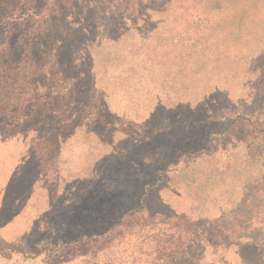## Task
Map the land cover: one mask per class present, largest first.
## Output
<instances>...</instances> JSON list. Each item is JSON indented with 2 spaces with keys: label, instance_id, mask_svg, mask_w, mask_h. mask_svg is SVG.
<instances>
[{
  "label": "rangeland",
  "instance_id": "rangeland-1",
  "mask_svg": "<svg viewBox=\"0 0 264 264\" xmlns=\"http://www.w3.org/2000/svg\"><path fill=\"white\" fill-rule=\"evenodd\" d=\"M97 1L108 9L112 4L125 9L127 23L121 30H93L90 42L75 54L70 51L81 37L74 42L71 33L67 47L50 48L38 65L23 64L18 58L14 70L9 64L0 68V109H4L0 110V151L4 148L0 180L6 181L12 157L18 162L19 174L11 181V190L17 194L13 196L19 201L0 213L6 212L8 218L16 214L19 233L39 244L26 248L14 241L8 248L0 242V264H32L33 260L11 249L28 254L50 250L78 228L96 226L122 202L129 203L127 191L138 194L142 190L130 178L138 176L139 182L149 184L158 179L162 184L169 181V174L162 170L147 173V168L152 163L163 168L176 160L190 163L189 176H176L179 182L173 190L177 194L187 183L194 188L195 182L204 183L208 193L212 179L225 177L237 191L244 190L242 204L232 216L239 223L229 219L232 231L241 228L242 234L229 242L224 236L211 240L202 234L176 264H264V0H234L225 5L230 12L249 9L236 39L224 33L231 24L218 25L217 17L214 21L213 12L221 7L218 0H138L140 20L135 0ZM152 2L155 14L146 11ZM210 7L214 11L203 12ZM103 15L107 23L113 18L108 10ZM43 24L49 30L53 27L51 22ZM54 58L58 65L48 61ZM11 73L14 77L9 79ZM47 102L56 106L82 102L87 109L80 104L84 111L73 115L65 111L66 106L63 112L46 113L40 105ZM31 108L38 112L28 115ZM175 109L180 116L171 114ZM57 115L70 119L71 124L90 127L87 139L64 129L48 134L41 121H55ZM89 139L102 141L92 147L85 142ZM122 153L130 155L128 163H135L130 170L121 161ZM98 165L113 167L119 182L111 173L98 174ZM73 167L79 171L87 167L97 174L72 178L67 175ZM144 188H150L148 197L153 200L149 199V206L162 201L155 187ZM148 217L145 229L133 230L129 225L104 243L66 251L60 263L72 264L75 257L78 261L93 253L102 260L99 264L116 255L137 254L132 248L137 235L147 230L152 233L150 225L157 219ZM222 220L201 224L209 223L216 230ZM225 226L229 227L228 221ZM215 242L219 246L210 247ZM159 247L153 244L152 254L147 250V264L164 260L152 257ZM145 258H139V263Z\"/></svg>",
  "mask_w": 264,
  "mask_h": 264
},
{
  "label": "trees",
  "instance_id": "trees-1",
  "mask_svg": "<svg viewBox=\"0 0 264 264\" xmlns=\"http://www.w3.org/2000/svg\"><path fill=\"white\" fill-rule=\"evenodd\" d=\"M135 1L134 7L136 6V12L138 11L136 16L138 17V20H140V10L137 9L138 0ZM97 3V0H74L72 2L68 0H0V68L9 64L11 70H14L15 68H13V64L16 62L15 59L18 58L23 64L38 65L43 62V59L41 58L43 55L49 53L51 50L50 48L60 49L62 46L67 47V38H70L71 33L74 34V42L78 41L77 36L81 37L79 44L77 42V45L72 46V51H70L72 54H75V52L78 51V48L85 46L90 42L89 36L93 30L105 32L108 31L109 28V30L112 28L121 30L122 25L127 23L125 21V9L115 8L112 3V8L108 9L105 5L100 6ZM218 3L221 4V7L216 8L215 12H213L215 13L214 21H216L217 17L219 20L218 25L231 24L232 26H229L224 33L227 36H230L231 39L238 38L242 26L240 23H242L243 17L248 15L249 9L230 12L225 8V5H227V3H236V1L218 0ZM153 5L154 3L152 2L151 7L146 8V11L148 9L150 13H157ZM107 10L109 13L113 14V18L109 19V23H107L103 15ZM195 10L199 11V9ZM210 10L214 11V8L210 7L209 10L205 9L203 12H208ZM192 13L193 10L191 11V14ZM239 14L240 16H237ZM42 22H51L53 27L49 30L44 24L42 25ZM92 27H94V29H92ZM219 40L220 43L223 44V41L221 39ZM48 61H52L58 65V61H56L55 58L52 60L49 59ZM8 77L9 79H12L14 77L13 73ZM75 82L76 81H74V83ZM80 104L85 107H79ZM79 105L67 103L56 106L53 103L47 102L40 106H42L46 113H49L52 110L54 114H56V111L63 112L62 109L66 106L67 108L65 111L70 113L69 115H73L75 114V111H84L81 107L87 109L84 103L79 102ZM74 107L76 108L75 110ZM0 110L3 111L4 109ZM36 112H38V108H31L30 111H28V115L31 113L35 114ZM125 112H127V110ZM161 114V117L163 118L165 113L161 112ZM171 114L180 116V111L175 109L172 110ZM95 118L96 117H94V120ZM126 118L133 121L130 115H127ZM135 118L137 117L135 116ZM96 121L100 122V119ZM69 122L70 119H64L62 115H57L55 121H48L46 123L41 121L43 129L47 131L48 134L64 129L71 133L81 134L87 139V135L85 134L90 130V127L86 128L84 125L80 126L76 125L74 122L72 124ZM162 122L164 121H160L159 123ZM184 122H186V120H184ZM192 122H194V120ZM14 123L15 125H19L18 120H14ZM187 127H189V125H187ZM101 141L95 143L93 139H89L85 142L92 147H96ZM54 145L56 144L54 143ZM3 150L4 148H2L0 152ZM190 152L191 151L188 149L184 150V153L190 154ZM156 154L157 151L155 152V156ZM107 156L108 155L102 157V160H105ZM153 157L154 156L151 158V162L154 159ZM131 160L132 159L128 153H122L121 161L123 164L128 163ZM63 163L65 164L67 161L64 159ZM8 164L9 165L6 169V181L0 180L1 212L6 210V207L8 206L11 208L16 206V203L19 201V198L13 196V194H17L11 190L12 185H14L11 181L19 176L17 172L18 162L12 157ZM152 164L153 167L147 168V173H158V171L161 172V170L166 171L169 174V181L164 182L163 180L162 184H158V179H155L154 182L149 184L148 182H139L138 176L130 178L131 184L138 185L142 190L138 194L127 191L125 199L129 198V203L124 205V202H122L108 217L100 220L96 226L78 228L73 232V235L67 234L61 238L59 240L60 244L50 250H35V253L28 254L24 251H18L16 248H13L11 249V252H20L24 258L33 260V262H31L32 264L37 262L35 259L38 256L40 257L43 252V256L38 259L36 264H61L59 259L63 254L68 255L69 252H66L68 250L77 251L79 248L89 246L90 244L104 243L109 237H112L117 230H128L127 227L129 225H131V229L133 227V230L137 228L145 229L147 227V219H149L148 216H157L156 221H152L150 225V229H153V232L150 233L148 230L147 232L142 231L140 235H137L132 247L135 249V252L141 256L137 258V254H133L132 251L125 256L116 255V257L110 258L108 261H104L103 264H147V250L152 254L153 244L160 247L158 248V253L152 257L156 256L157 258L158 256H162L164 258L159 264H176L178 263L177 261H179L176 259H181L183 257L182 252L188 249V246L194 247L192 243H196L195 240L198 241V238H200L202 234L208 236L211 240H214L218 236H224L227 238L228 242L232 236L235 238V236L239 237L242 234L243 231L241 228L232 231L233 227L231 225L233 224L229 222V219H231L235 225L239 223L238 219L235 218L234 220L232 216L237 213L236 208L242 204L241 201L244 190L240 189L237 191L235 186L233 187L230 184L228 177L212 179L209 183L210 189L208 193H205L204 191V188L206 187L204 183L200 184V182H195L194 188H192L191 183H187L181 192L177 194L173 190L175 184L179 182L178 179L176 182V176L178 175L180 179L189 176L190 163L187 161L179 163L177 160L169 161L163 168H155L154 163ZM128 165L130 170L131 166L135 165V163H128ZM172 165L177 167H175V169H170ZM125 166H127V164H125ZM98 168V174L105 172L111 173L115 176L116 182H119L118 179L120 177H118V173L113 167L110 165L106 167L98 165ZM87 170V167L81 169V171L73 167L72 173L70 172L67 176L73 178V176H82V174H86L87 177H92L97 174ZM247 180H249V178ZM146 185L155 187L154 191L163 197L162 201L160 200L159 202L158 199L154 201L155 203L152 206H149L150 196L148 197V193L150 188L149 191L146 190V188H144ZM197 196H199L198 200ZM17 212L18 211H16V213ZM4 213H0V242L4 245L6 244L8 248H10L11 243L14 241H19V244L23 243L26 248L27 246L30 248H36V246L39 245L38 243L36 245L31 243L27 237L25 238L19 233L18 225H20V221L17 218L18 216L15 214L8 218V215H4ZM241 216L242 215L240 214L237 215L238 218ZM221 217H223L224 220L219 221L220 227L216 230L215 228H211L210 224L212 220ZM203 221H210V224L207 223V225H203L201 224ZM225 221H228L229 227L225 226ZM237 228H239V226H237ZM160 231L162 233H160ZM158 235L163 237L157 239L156 237ZM163 238L164 242H161ZM218 243L215 242L214 245H210V247L217 248L219 246L217 245ZM143 247L145 248L143 249ZM96 256L97 254L93 253L92 255L85 256L78 261H76L77 259L75 257L72 260V264H99L102 260L98 259ZM142 256L146 257L145 261L141 260L139 263V258H142ZM165 256L172 258V260H165ZM56 260H58L57 263Z\"/></svg>",
  "mask_w": 264,
  "mask_h": 264
}]
</instances>
